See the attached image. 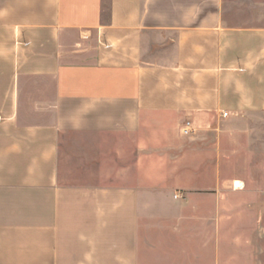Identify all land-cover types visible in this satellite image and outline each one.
<instances>
[{
  "label": "crops",
  "instance_id": "1",
  "mask_svg": "<svg viewBox=\"0 0 264 264\" xmlns=\"http://www.w3.org/2000/svg\"><path fill=\"white\" fill-rule=\"evenodd\" d=\"M0 264H264V0H0Z\"/></svg>",
  "mask_w": 264,
  "mask_h": 264
},
{
  "label": "built area",
  "instance_id": "2",
  "mask_svg": "<svg viewBox=\"0 0 264 264\" xmlns=\"http://www.w3.org/2000/svg\"><path fill=\"white\" fill-rule=\"evenodd\" d=\"M228 112H223V116H227ZM182 134L185 136H189L193 132L192 123L190 121H186L185 124L181 128Z\"/></svg>",
  "mask_w": 264,
  "mask_h": 264
},
{
  "label": "rangeland",
  "instance_id": "3",
  "mask_svg": "<svg viewBox=\"0 0 264 264\" xmlns=\"http://www.w3.org/2000/svg\"><path fill=\"white\" fill-rule=\"evenodd\" d=\"M246 10H247V9H240V10H238V11H239V12L241 11L242 14H245V12H247ZM258 13L260 14L261 12L258 10Z\"/></svg>",
  "mask_w": 264,
  "mask_h": 264
},
{
  "label": "bare ground",
  "instance_id": "4",
  "mask_svg": "<svg viewBox=\"0 0 264 264\" xmlns=\"http://www.w3.org/2000/svg\"><path fill=\"white\" fill-rule=\"evenodd\" d=\"M239 185V184H238Z\"/></svg>",
  "mask_w": 264,
  "mask_h": 264
}]
</instances>
